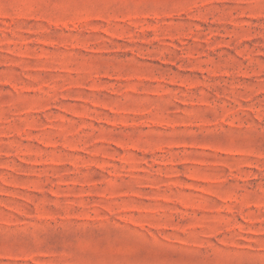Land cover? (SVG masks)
<instances>
[{"label":"rangeland","instance_id":"1","mask_svg":"<svg viewBox=\"0 0 264 264\" xmlns=\"http://www.w3.org/2000/svg\"><path fill=\"white\" fill-rule=\"evenodd\" d=\"M0 264H264V0H0Z\"/></svg>","mask_w":264,"mask_h":264}]
</instances>
